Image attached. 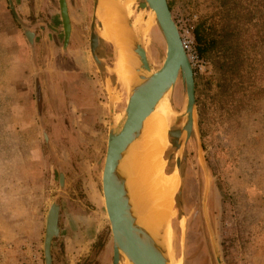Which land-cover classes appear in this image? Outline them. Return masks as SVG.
I'll use <instances>...</instances> for the list:
<instances>
[{
	"label": "rangeland",
	"instance_id": "1",
	"mask_svg": "<svg viewBox=\"0 0 264 264\" xmlns=\"http://www.w3.org/2000/svg\"><path fill=\"white\" fill-rule=\"evenodd\" d=\"M118 2L157 71L166 43L155 15L140 8L144 0ZM66 3L71 35L64 48L58 0H12L17 19L0 0V264H44L52 203L59 206L52 264H86L100 237L105 244L89 264L112 263L101 173L109 103L116 124L127 89L112 72L114 46L99 36L91 52V32L103 29L98 19L93 26V1ZM168 3L175 24L192 14L199 23L212 11L210 0ZM193 76L195 125L181 151L170 137L162 158L173 210L168 262L264 264V96L233 110L234 103L212 98L211 65L210 73ZM186 101L179 77L174 110L184 111Z\"/></svg>",
	"mask_w": 264,
	"mask_h": 264
},
{
	"label": "water",
	"instance_id": "2",
	"mask_svg": "<svg viewBox=\"0 0 264 264\" xmlns=\"http://www.w3.org/2000/svg\"><path fill=\"white\" fill-rule=\"evenodd\" d=\"M92 1L94 26L98 19L95 15L98 0ZM58 2L65 48L69 43L71 24L66 0H58ZM8 3L14 18L17 19L12 0H8ZM140 8H148L155 13L156 23L166 43V52L161 67L153 72L139 36H133L131 51L136 58L133 68L136 79L127 89L126 106L116 124L113 119V105L109 103V129L101 173V189L112 241L111 264H121V259L124 260L123 256L132 264H168L167 240L164 233L148 232L137 223V214L133 209L130 190L126 184L128 173L122 170L120 165L130 145L139 137L146 117L157 102L174 88L179 77L185 87L187 98L184 111L179 113L180 121L182 120L184 124L181 129L169 132L178 151L182 150L184 143L190 138L197 108L193 72L183 50L177 27L172 20L167 0H144ZM130 24V20L127 19L126 25L130 26ZM98 37L99 35L93 30L90 34L92 54L97 46ZM27 38L31 41L32 35L27 33ZM182 132H185V136L180 139ZM176 168L179 169V157L176 159ZM58 223L59 206L52 203L45 219L44 264H52L51 249L54 239L59 235Z\"/></svg>",
	"mask_w": 264,
	"mask_h": 264
},
{
	"label": "bare ground",
	"instance_id": "3",
	"mask_svg": "<svg viewBox=\"0 0 264 264\" xmlns=\"http://www.w3.org/2000/svg\"><path fill=\"white\" fill-rule=\"evenodd\" d=\"M95 15L103 27L99 36L112 44L117 52L112 72L122 86L128 89L136 79L133 73L136 58L132 54L131 45L133 36L137 37L132 25H126V20H130L128 13L118 0H98ZM174 88L157 102L146 117L139 137L130 145L120 165L128 173L126 184L137 214V223L154 234L162 231L165 237L172 216V205L170 185L162 178L163 152L172 146L170 126L176 125L181 129L184 124L179 117L183 111L179 114L172 106ZM184 136L185 132H182L180 139ZM123 257L121 264H125V261L132 264Z\"/></svg>",
	"mask_w": 264,
	"mask_h": 264
},
{
	"label": "trees",
	"instance_id": "4",
	"mask_svg": "<svg viewBox=\"0 0 264 264\" xmlns=\"http://www.w3.org/2000/svg\"><path fill=\"white\" fill-rule=\"evenodd\" d=\"M210 2L211 14L194 31L196 49L212 67V98L234 103L235 110L242 107L245 98L264 96V0ZM201 113L200 108L199 116ZM104 242L100 237L93 245L86 264L97 257Z\"/></svg>",
	"mask_w": 264,
	"mask_h": 264
},
{
	"label": "built area",
	"instance_id": "5",
	"mask_svg": "<svg viewBox=\"0 0 264 264\" xmlns=\"http://www.w3.org/2000/svg\"><path fill=\"white\" fill-rule=\"evenodd\" d=\"M175 25L177 27L179 38L187 60L191 66L193 75L210 73L209 63L198 55L196 49L194 31L198 25V16L196 14H192L188 18H182Z\"/></svg>",
	"mask_w": 264,
	"mask_h": 264
},
{
	"label": "flooded vegetation",
	"instance_id": "6",
	"mask_svg": "<svg viewBox=\"0 0 264 264\" xmlns=\"http://www.w3.org/2000/svg\"><path fill=\"white\" fill-rule=\"evenodd\" d=\"M98 43H99V39H98ZM98 43H97V46H98ZM172 212H173V210H172Z\"/></svg>",
	"mask_w": 264,
	"mask_h": 264
}]
</instances>
